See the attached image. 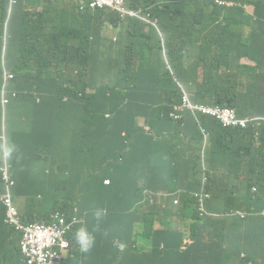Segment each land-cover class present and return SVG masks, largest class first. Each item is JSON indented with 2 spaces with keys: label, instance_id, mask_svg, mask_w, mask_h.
Segmentation results:
<instances>
[{
  "label": "trees",
  "instance_id": "16d2710c",
  "mask_svg": "<svg viewBox=\"0 0 264 264\" xmlns=\"http://www.w3.org/2000/svg\"><path fill=\"white\" fill-rule=\"evenodd\" d=\"M46 2L0 0V81L5 66L21 76L11 94L19 118L11 121L7 130L18 149L13 158L18 181L15 194L28 198L23 214L27 222L46 219L57 211L68 217L72 203L77 202L87 212L84 224L92 229L91 210L107 209L92 250L62 264H102L107 251H115L114 262L127 263L112 242L115 208L124 185L112 175L110 160L118 161L122 154L124 165L137 160L140 170L150 164L149 180L154 181L177 179L185 172L182 178L198 191L209 190L210 179L220 173L236 175L243 161L230 153L211 159L212 147L205 143L192 114L187 112L183 120L169 116L171 107L182 101V87L198 102L196 79L192 73L172 71L177 67L163 56L158 40L145 33L144 23L137 19L123 23L128 24L127 30L117 39L119 55L114 56V40L103 36L102 27L92 24L88 12L81 17L57 13ZM145 2L165 31L179 0ZM43 5L45 10L39 12ZM38 12L45 24L35 19ZM94 19L120 24L110 13H99ZM149 52H154L150 58L146 57ZM175 64L185 65L182 61ZM26 89L34 92L25 94ZM140 117L146 119L150 131L140 127ZM3 123L0 98V132ZM206 141L219 144L212 136ZM182 161L188 164L182 165ZM108 177L110 185L103 182ZM204 177L208 178L205 184ZM2 191L4 182L0 181ZM196 209L194 199L181 217L188 230L197 224ZM6 215L0 201V264H24L23 231L8 225ZM181 240L182 234H178L172 245L180 246ZM134 261L155 264L157 251H140Z\"/></svg>",
  "mask_w": 264,
  "mask_h": 264
},
{
  "label": "clouds",
  "instance_id": "9594fccd",
  "mask_svg": "<svg viewBox=\"0 0 264 264\" xmlns=\"http://www.w3.org/2000/svg\"><path fill=\"white\" fill-rule=\"evenodd\" d=\"M46 6L80 17L88 12L92 24L102 27L103 36L114 40V56L119 55L117 39L127 30L128 24L123 23L131 19L144 23L145 33L158 40L163 56L177 70L169 68L177 74L192 73L196 79L198 102L182 87V101L171 107L169 116L183 120L187 112L192 114L205 143L212 147L211 159L230 153L243 161L236 175L226 177L219 171L210 179L209 190L198 191L182 178L185 172L177 179L149 180L152 165L138 170L137 160L124 165L122 154H118V161L110 160L112 175L124 187L115 208L112 242L128 262H114L115 251H107L102 264H140L134 261L137 254L151 250L157 251L155 264H174V260L177 264H264V0H179L165 31L152 17L145 0H47ZM44 10V5L39 7V12ZM39 12L35 19L45 24ZM99 13L113 14L120 24L107 19L95 21ZM102 55L108 53L102 51ZM176 61L185 65L178 66ZM19 77L5 66L0 81L4 113L0 132V181L4 182V191L0 192V201L7 209V224L23 231L24 264H40L28 254L31 238L35 233L45 234L50 226L58 230L51 249L60 257L53 264H62L92 250L96 232L108 213L103 207L92 209V229L84 224L87 212L77 202L72 203L73 212L68 217L57 211L43 220H24L28 198L15 194L18 181L13 158L18 149L7 131L9 123L19 118L16 108L15 117L9 114L11 94ZM139 125L146 131L151 129L144 117H140ZM207 136L216 138L219 144L206 141ZM207 180L204 177L203 183ZM103 182L110 185L112 179ZM194 199L197 224L188 230L181 217ZM178 234H182L181 245L175 247L172 242ZM93 253L96 255L98 249Z\"/></svg>",
  "mask_w": 264,
  "mask_h": 264
},
{
  "label": "built area",
  "instance_id": "2783aa9c",
  "mask_svg": "<svg viewBox=\"0 0 264 264\" xmlns=\"http://www.w3.org/2000/svg\"><path fill=\"white\" fill-rule=\"evenodd\" d=\"M58 230L50 226L45 234L35 233L31 238L28 254L40 264H53L60 257L57 251L51 249L57 242Z\"/></svg>",
  "mask_w": 264,
  "mask_h": 264
},
{
  "label": "rangeland",
  "instance_id": "374dc122",
  "mask_svg": "<svg viewBox=\"0 0 264 264\" xmlns=\"http://www.w3.org/2000/svg\"><path fill=\"white\" fill-rule=\"evenodd\" d=\"M9 114H10L11 117H15L16 116L17 112H16V109H15V106L12 105V106L9 107Z\"/></svg>",
  "mask_w": 264,
  "mask_h": 264
}]
</instances>
